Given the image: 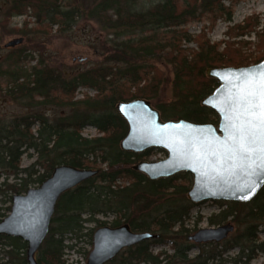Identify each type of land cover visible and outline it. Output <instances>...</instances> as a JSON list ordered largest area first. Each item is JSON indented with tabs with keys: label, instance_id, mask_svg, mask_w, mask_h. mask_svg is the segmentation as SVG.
<instances>
[{
	"label": "trees",
	"instance_id": "obj_1",
	"mask_svg": "<svg viewBox=\"0 0 264 264\" xmlns=\"http://www.w3.org/2000/svg\"><path fill=\"white\" fill-rule=\"evenodd\" d=\"M138 1L8 0L7 20L17 16L36 19L37 28H30L28 21L15 30L22 36L49 35L54 26L65 35L79 20H86L97 22L120 41L115 42L104 64L73 75L43 60L27 66L26 62L33 59L27 49H15V73L9 76L5 96L29 112L0 127V179H5L0 184V222L11 212L13 196L40 186L57 167L93 169L98 171L94 178L66 192L58 201L50 232L37 253L39 264H69L64 260L68 248L65 236L91 237L93 230L84 233V224L91 222L98 228L128 225L135 232L151 236L107 264H251L258 253H264V242L259 237L264 230V188L248 203L215 201L221 208L210 217L211 226L232 222L237 231L221 243L207 244L215 246L213 251L190 258V237L196 228H187L186 224L197 206L188 199L193 178L183 172L168 179L150 180L136 171L135 164L149 160L154 152H166L123 151L120 145L129 133V125L117 105L146 99L164 121L217 125L218 116L202 105L203 99L219 86L208 77L207 70L240 68L263 61L264 28L258 32L261 22L251 16L228 30L231 38L256 32L259 42L255 51L247 54L244 50L251 43L246 41L212 43L205 31L197 36L188 31L189 23L204 16L212 24L222 17L230 21L232 11L225 7L224 0H164L144 11L134 9ZM239 1L232 0L234 4ZM189 43H196L197 48H189ZM223 43L226 46L220 51ZM155 60L172 66L173 80H168ZM166 86L169 94L165 99ZM79 88L94 90L95 95L86 93L76 99ZM50 107L66 112L54 118L41 112ZM86 127H93L100 135L85 137ZM30 151L36 161L24 168L23 157ZM11 177L14 183H9ZM98 216H112L113 220L100 221ZM169 242L173 254L165 250L154 253V245ZM0 246V264H28L27 243L22 239L0 235ZM218 246L223 249L217 251ZM234 248H239V253L224 259V254Z\"/></svg>",
	"mask_w": 264,
	"mask_h": 264
},
{
	"label": "water",
	"instance_id": "obj_2",
	"mask_svg": "<svg viewBox=\"0 0 264 264\" xmlns=\"http://www.w3.org/2000/svg\"><path fill=\"white\" fill-rule=\"evenodd\" d=\"M23 42L24 38H18L7 43L6 47H16ZM260 74H264V60L246 67L207 70L208 77L219 86L203 99L202 105L218 116L217 125L196 124L186 120L164 121L159 110L146 99L119 103L117 110L129 125V133L121 142V149L132 153H143L149 149L165 151V159L143 160L135 164L134 169L150 180L189 173L193 178V186L188 199L194 204L206 201L251 202L264 188V176L251 175L252 169L248 167L251 164L255 168L260 162L259 142L251 146L255 150L251 153V160L245 161L242 169L238 158H230V149L235 145L229 140V131L226 129L232 123L239 125L247 119H235L233 101L240 88L245 86L246 76L256 78L251 87L259 91ZM97 174L98 171L93 169L67 165L57 167L39 187L13 196L11 212L0 222V235L22 239L27 243L28 264H39L37 253L50 232L58 201L63 194ZM234 231L233 224L200 229L190 240L197 244L221 243ZM149 238L150 235L135 232L128 225L99 227L93 233V248L87 264H107L124 250Z\"/></svg>",
	"mask_w": 264,
	"mask_h": 264
},
{
	"label": "rangeland",
	"instance_id": "obj_3",
	"mask_svg": "<svg viewBox=\"0 0 264 264\" xmlns=\"http://www.w3.org/2000/svg\"><path fill=\"white\" fill-rule=\"evenodd\" d=\"M164 0H139L134 6L137 11H144L156 4L163 2ZM225 7L231 8L232 18L231 20H225L223 17L218 19L214 24L209 20V17L204 16L200 21H194L188 24L187 28L192 36H197L203 31L207 33V37L212 43H220L225 41H246L251 43L248 48L244 50L247 54H251L256 49V44L259 42V38L256 32H252L249 35L237 36L231 38L227 35L230 28L242 25L245 20L251 16L260 20V26L257 31L262 32L264 28V0H240L234 4L232 0H224ZM9 9L8 0L0 1V127L8 126L16 117L25 115L28 113V109L16 105L14 101L5 96V90L7 83L10 81L9 76L15 73V56L14 51L17 48L27 49L28 53L33 59H29L26 62L27 66H34L40 60H43L47 64L60 68L69 75L76 74L78 72L86 71L95 67H98L105 63L107 55H110L115 42H118L115 35L105 30L95 21L79 20L76 26L68 34H61L58 32V26L53 27L51 34L44 33H31L29 36H22L20 33H16L15 30L23 27L25 22H30V28H37L35 24V18L31 16H17L11 17L7 20L5 12ZM5 23L6 25L2 24ZM24 38V42L16 47L7 48L6 44L12 40ZM189 48H197L196 43H189ZM226 44H222L220 51L225 48ZM256 53L255 56L259 55ZM154 63L167 74L168 80H173L174 72L172 66L155 60ZM254 65V64H252ZM7 74L6 76L4 74ZM169 87H165L163 92V98H168ZM91 96L95 95V91L87 88H79L77 91L76 99H82L85 94ZM152 103V102H151ZM41 112L45 113L51 118L63 115L66 111L58 108L50 107L43 108ZM85 137H97L99 132L93 127H86L83 130ZM33 156V157H30ZM167 157V154L161 152H154L153 156L149 160L145 161H160ZM36 161V156L33 151H30L23 157L22 167L27 168ZM4 177L1 176L0 184L4 181ZM15 179L11 177L9 183H14ZM38 185L31 188H37ZM3 196H0V200ZM7 206V205H6ZM220 205L215 201H206L197 204L192 211V217L187 222L186 226L190 229H195L192 232L194 235L200 229H207L211 227L210 217L213 214L220 212ZM86 218V217H84ZM96 219L100 221L111 222L112 216H98ZM227 224H233L235 231L229 235L230 238L237 231V226L230 222ZM87 230L94 231L98 228L97 223H85ZM260 240L264 242V230L260 231ZM93 234L82 236L78 238L76 235L67 234L65 236L64 244L68 248L64 251V260L69 264L72 262H78L79 264H87V260L90 252L93 248L92 243ZM227 238V239H228ZM205 244H197L195 242L190 243L191 249L189 252L190 258H195L202 252L213 251L215 246H209ZM172 243L156 244L153 246L154 253L157 254L161 250L167 251L169 254H173ZM1 249V246H0ZM217 251H221L223 246H218ZM1 251V250H0ZM239 248H234L226 252L223 256L224 259L228 257H234L239 253ZM258 257L251 261V264H264V253H258Z\"/></svg>",
	"mask_w": 264,
	"mask_h": 264
},
{
	"label": "snow or ice",
	"instance_id": "obj_4",
	"mask_svg": "<svg viewBox=\"0 0 264 264\" xmlns=\"http://www.w3.org/2000/svg\"><path fill=\"white\" fill-rule=\"evenodd\" d=\"M255 79L254 76H246L245 86L240 88L233 101L235 119L240 120L241 117H247V119L239 125L232 123L226 130L229 131V140L235 145L230 149L232 153L230 158L233 160L238 158L239 167L242 169L244 162L251 160V153L255 150L251 146L259 142L260 162L255 168H252L251 164L248 167L252 169L251 175L264 176V74H260L259 77V91L251 87Z\"/></svg>",
	"mask_w": 264,
	"mask_h": 264
}]
</instances>
